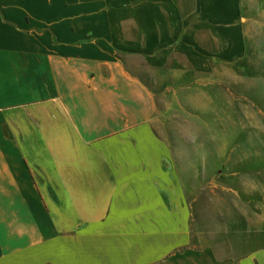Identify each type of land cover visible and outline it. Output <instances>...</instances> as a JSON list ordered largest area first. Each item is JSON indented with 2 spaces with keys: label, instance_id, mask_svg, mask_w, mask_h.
<instances>
[{
  "label": "crops",
  "instance_id": "obj_1",
  "mask_svg": "<svg viewBox=\"0 0 264 264\" xmlns=\"http://www.w3.org/2000/svg\"><path fill=\"white\" fill-rule=\"evenodd\" d=\"M189 1L0 0V264H264L194 244L151 81L264 0Z\"/></svg>",
  "mask_w": 264,
  "mask_h": 264
},
{
  "label": "rangeland",
  "instance_id": "obj_2",
  "mask_svg": "<svg viewBox=\"0 0 264 264\" xmlns=\"http://www.w3.org/2000/svg\"><path fill=\"white\" fill-rule=\"evenodd\" d=\"M263 26H250L244 47L239 26L217 24L216 38L201 27L193 49L169 60L185 69L151 80L152 127L182 181L193 242L219 259L264 250Z\"/></svg>",
  "mask_w": 264,
  "mask_h": 264
}]
</instances>
